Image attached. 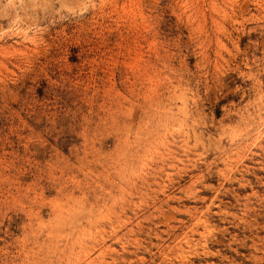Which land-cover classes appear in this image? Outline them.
<instances>
[{"label": "rangeland", "instance_id": "374dc122", "mask_svg": "<svg viewBox=\"0 0 264 264\" xmlns=\"http://www.w3.org/2000/svg\"><path fill=\"white\" fill-rule=\"evenodd\" d=\"M0 264H264V0H0Z\"/></svg>", "mask_w": 264, "mask_h": 264}, {"label": "bare ground", "instance_id": "6f19581e", "mask_svg": "<svg viewBox=\"0 0 264 264\" xmlns=\"http://www.w3.org/2000/svg\"><path fill=\"white\" fill-rule=\"evenodd\" d=\"M236 15V14H235Z\"/></svg>", "mask_w": 264, "mask_h": 264}]
</instances>
